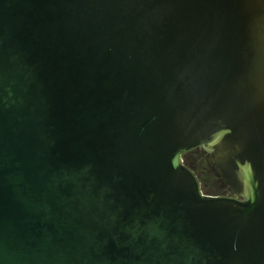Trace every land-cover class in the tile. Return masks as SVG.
I'll use <instances>...</instances> for the list:
<instances>
[{"label": "water", "instance_id": "95a60500", "mask_svg": "<svg viewBox=\"0 0 264 264\" xmlns=\"http://www.w3.org/2000/svg\"><path fill=\"white\" fill-rule=\"evenodd\" d=\"M0 264H264V0H0Z\"/></svg>", "mask_w": 264, "mask_h": 264}, {"label": "rangeland", "instance_id": "374dc122", "mask_svg": "<svg viewBox=\"0 0 264 264\" xmlns=\"http://www.w3.org/2000/svg\"><path fill=\"white\" fill-rule=\"evenodd\" d=\"M197 155H200L201 160L198 164L194 165V163H192V166L195 169L194 174L196 173L199 175L198 179L200 180L203 178L204 180V182L200 180V188L203 193L213 196H223L228 192H231L230 187L222 179L219 178L216 169L208 163V157L203 153H199ZM202 166L205 167L204 173L201 172Z\"/></svg>", "mask_w": 264, "mask_h": 264}, {"label": "flooded vegetation", "instance_id": "af4514ba", "mask_svg": "<svg viewBox=\"0 0 264 264\" xmlns=\"http://www.w3.org/2000/svg\"><path fill=\"white\" fill-rule=\"evenodd\" d=\"M200 152L197 150V149H194V150H192V151H190V152H187V153H185L184 155H183V161H184V163L187 165V166H189V168L193 171V172H195L194 170V168H193V166H192V163H194V165L195 164H198L199 162H200V155H197V154H199ZM188 154V155H187ZM202 173H204L205 172V167H203L202 166V171H201ZM196 174V173H195ZM196 176H197V178L199 177V175L198 174H196ZM199 180V179H198ZM202 182H204V180H203V178L202 179H200ZM200 180H199V182H200ZM215 182V181H214ZM201 184V183H200Z\"/></svg>", "mask_w": 264, "mask_h": 264}]
</instances>
